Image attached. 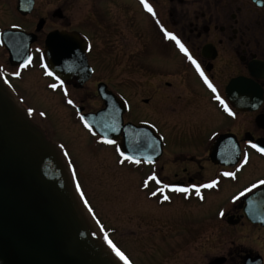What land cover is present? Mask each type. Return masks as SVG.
I'll return each mask as SVG.
<instances>
[{
    "label": "flooded vegetation",
    "instance_id": "flooded-vegetation-1",
    "mask_svg": "<svg viewBox=\"0 0 264 264\" xmlns=\"http://www.w3.org/2000/svg\"><path fill=\"white\" fill-rule=\"evenodd\" d=\"M50 44L60 60L67 50L77 60L83 45L87 80L69 64L70 79L53 73ZM120 61L127 69L114 82ZM33 72L60 97L77 145L68 124L53 125L22 97ZM0 77L57 148L97 233L130 263L109 216L121 214L128 235L153 241L174 264H264V0H0ZM103 110L111 128L116 120L153 132L121 150L124 131L107 139L87 121ZM103 187L117 211L109 216L96 206ZM179 203L190 211L162 215Z\"/></svg>",
    "mask_w": 264,
    "mask_h": 264
},
{
    "label": "water",
    "instance_id": "water-1",
    "mask_svg": "<svg viewBox=\"0 0 264 264\" xmlns=\"http://www.w3.org/2000/svg\"><path fill=\"white\" fill-rule=\"evenodd\" d=\"M60 35L50 39H59ZM49 45V69L64 73L69 64L87 80L91 72L83 45L72 51ZM78 48L80 50H78ZM72 55V56H71ZM56 58V59H54ZM106 110L87 116L93 130L107 139L125 132L120 149L152 129L106 122ZM128 136V138H127ZM148 140L146 139V142ZM147 158V157H146ZM0 264H126L118 251L97 233L78 203L57 148L47 139L0 77Z\"/></svg>",
    "mask_w": 264,
    "mask_h": 264
},
{
    "label": "rangeland",
    "instance_id": "rangeland-1",
    "mask_svg": "<svg viewBox=\"0 0 264 264\" xmlns=\"http://www.w3.org/2000/svg\"><path fill=\"white\" fill-rule=\"evenodd\" d=\"M117 65H115L117 73L114 75L113 79L114 82H120L124 78L122 77V72L124 69H127V62L120 61L116 62ZM28 83L21 84L20 90L22 93V97L26 99L31 105L37 108V106H43V108H46L53 116V121L51 123L54 125L57 123L58 119L55 118H60L59 121L64 122L68 124L73 130H71V134H67V137L70 141H73L75 145H77L78 138H81L82 136L80 135V132H76V126H74L71 122V119L69 118L67 109H65L59 102L58 98L59 96H52L49 92H47L44 89V80L40 77L39 72H33L32 75H30V78L27 81ZM30 86L28 88L29 90H22L23 88L27 89L26 87ZM132 92L138 93V89L135 86H130ZM78 92V91H77ZM76 92V93H77ZM81 94V92L79 93ZM21 95V94H20ZM57 100V102H56ZM98 103L93 104L94 107H96ZM186 119V117H185ZM184 122V121H183ZM185 123V122H184ZM42 124H49L48 121L46 123ZM65 127H63L64 130ZM76 159L79 161V163H82L84 160V157L80 154H76ZM82 171L84 172V178L88 182V184L92 183L91 182V176L85 174L87 170L80 166ZM116 174H122L119 172H116ZM125 174V172H123ZM122 175V179H123ZM122 189V184L117 188V191L120 192ZM123 190V189H122ZM93 195L96 194V191H92ZM123 193V192H121ZM120 194V193H119ZM109 189L106 187H103L100 190V199L102 200L103 204L102 206L100 204H97V208L101 211L102 214L105 216H109L111 213L113 214L114 212H117L115 208L111 207L110 203H107V200L109 199ZM126 201L125 199H122L121 196L117 198V205L119 208L121 207L122 203ZM131 206V205H129ZM141 207L143 209H148L146 203L143 204L141 203ZM190 211L189 207H185V205L182 204H177L176 207H171V206H164L161 207V213L162 215H167V214H174L177 213V215H182ZM148 211H145V213ZM153 213V212H152ZM157 213V212H155ZM160 213V212H158ZM118 221L113 220L112 217L109 216V219L107 220L108 226L115 228V239L117 242H119L123 249L128 253L129 258L135 262V264H174V255L171 258L169 255H167L165 252L159 250V248L155 247L153 244V241H149L148 238L140 239V236L136 237H131L130 235L127 234L128 229H126V222L125 219L122 217L121 214L118 216L116 215L115 218ZM142 219V216H139L137 218V221L140 222ZM166 235H163L162 240L164 241ZM126 248V249H125ZM126 255V254H124ZM127 256V255H126ZM166 256V258H165Z\"/></svg>",
    "mask_w": 264,
    "mask_h": 264
}]
</instances>
